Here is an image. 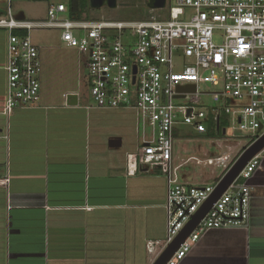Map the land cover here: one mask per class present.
I'll use <instances>...</instances> for the list:
<instances>
[{
    "label": "built area",
    "instance_id": "1",
    "mask_svg": "<svg viewBox=\"0 0 264 264\" xmlns=\"http://www.w3.org/2000/svg\"><path fill=\"white\" fill-rule=\"evenodd\" d=\"M167 8L168 1L160 10ZM65 14L67 6L59 4L49 7L47 21L16 20L10 11L0 19V28L8 32L3 114L10 118L17 109L35 108L40 99L42 65L32 31H60L68 47L88 56L85 80L93 101L88 109L131 110L143 127L141 144L126 155L125 172L134 177L159 170L165 178V250L244 151L264 136V0H176L168 19L151 13L136 21L86 16L72 20ZM220 81L222 92L201 91L202 83ZM192 85L195 91L187 89ZM208 96L217 107H209ZM231 100L238 103L231 106ZM223 115L228 127L218 140L230 142L242 132L250 134L248 144L239 153L230 151L201 161L223 169L214 186L183 182L182 165L177 166L174 158L178 128L188 126L207 134L210 118L219 121ZM147 127L152 130L149 138ZM261 154L248 163L167 264H181L207 231L249 226L251 181L262 168ZM5 183L0 180V185ZM149 250L154 252V247Z\"/></svg>",
    "mask_w": 264,
    "mask_h": 264
},
{
    "label": "crops",
    "instance_id": "2",
    "mask_svg": "<svg viewBox=\"0 0 264 264\" xmlns=\"http://www.w3.org/2000/svg\"><path fill=\"white\" fill-rule=\"evenodd\" d=\"M13 7L0 0V19L10 11L25 20ZM59 33L32 38L42 65L40 99L8 118V32L0 28V180L7 181L0 185V264H154L167 238V182L159 170L126 176V155L143 140L133 111L88 109L75 91L46 90L48 70L69 65L73 49ZM113 138L122 139L121 148L109 147ZM261 156L249 226L207 231L181 264H264Z\"/></svg>",
    "mask_w": 264,
    "mask_h": 264
},
{
    "label": "rangeland",
    "instance_id": "3",
    "mask_svg": "<svg viewBox=\"0 0 264 264\" xmlns=\"http://www.w3.org/2000/svg\"><path fill=\"white\" fill-rule=\"evenodd\" d=\"M69 0H13L14 11H20L25 14V20L27 21H47L48 10L51 5L63 4L68 6ZM176 0H168V8L165 10H156L153 12L148 4L147 0H117L115 6L95 7L92 3H89V9L86 15L90 20H119V21H136L144 20L151 16V13L156 15H162L163 18L168 19V10L173 7ZM65 17H69L65 14ZM60 35L59 31L41 29L34 30L31 33V37L44 36L46 38H57ZM33 40V39H32ZM219 38H216L217 42ZM67 59L69 58V65H62L59 63L56 70H48V82L45 84L47 91H52L62 96L64 91H75L81 97V103L83 106L92 105V99L90 97L88 87L85 80L87 73L86 62L88 56L80 54L79 51L73 48L71 51H67ZM63 66V67H62ZM56 67V66H55ZM62 67V68H61ZM202 92H222L224 90V84L220 81L217 84L202 83ZM206 102L209 107H217L212 96L206 97ZM238 103L237 100H231V106H235ZM135 113L133 112V115ZM225 118V116H223ZM136 119V116L134 115ZM224 126L226 121L223 119ZM141 135L143 127L141 126ZM152 130L147 127L146 134L150 137ZM232 134L228 131V137ZM208 134L196 133L191 127L181 126L178 128V136L175 141V152L178 155V161L176 164H187L180 169V177L182 181H189L197 186L211 185L214 186L223 174V169L216 167H207L203 162L209 158H216L222 156L224 153L234 151L239 153L244 146L249 142L250 134L237 132L238 139L232 141L218 140V137H207ZM240 143V144H239ZM237 145V146H236ZM230 146H236L233 150H230ZM125 150V149H124ZM123 150V152H124ZM196 158V159H193ZM206 164V163H205Z\"/></svg>",
    "mask_w": 264,
    "mask_h": 264
},
{
    "label": "water",
    "instance_id": "4",
    "mask_svg": "<svg viewBox=\"0 0 264 264\" xmlns=\"http://www.w3.org/2000/svg\"><path fill=\"white\" fill-rule=\"evenodd\" d=\"M168 0H147V4L151 10L164 9ZM102 5V4H100ZM111 6V3H109ZM195 86H188L187 89L190 91H195ZM78 95L68 96V100L71 106H76L78 104ZM226 130H223V135H225ZM122 146L121 138H113L109 141V147L112 149H119ZM264 151V136L258 140L255 144L250 146L244 151L240 156L238 161L234 164L232 169L225 175L217 186L212 197L205 203V205L200 209V211L193 217L190 223L185 227L181 234L175 239V241L170 244L164 252L159 256V258L154 262V264H167L175 253L179 250L181 245L187 240L191 233L196 229L199 223L204 219V217L210 212L214 204L222 197V195L230 188V186L237 180L241 172L245 169L248 163L257 155Z\"/></svg>",
    "mask_w": 264,
    "mask_h": 264
},
{
    "label": "trees",
    "instance_id": "5",
    "mask_svg": "<svg viewBox=\"0 0 264 264\" xmlns=\"http://www.w3.org/2000/svg\"><path fill=\"white\" fill-rule=\"evenodd\" d=\"M89 3H91V0H69L67 9H68V16L72 20H81L84 16L86 18L90 19L86 13L89 9ZM19 34H26V33H20ZM86 76V75H85ZM225 116V115H223ZM221 116L219 118V121H214L213 118H210L208 122V135L207 137H218L223 138V130L228 127V125L224 126L223 119L226 121V124H228L227 118Z\"/></svg>",
    "mask_w": 264,
    "mask_h": 264
},
{
    "label": "flooded vegetation",
    "instance_id": "6",
    "mask_svg": "<svg viewBox=\"0 0 264 264\" xmlns=\"http://www.w3.org/2000/svg\"><path fill=\"white\" fill-rule=\"evenodd\" d=\"M117 0H91V3L95 7H104V6H109V3H111V6L116 5ZM102 4V5H100Z\"/></svg>",
    "mask_w": 264,
    "mask_h": 264
}]
</instances>
